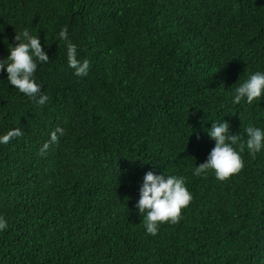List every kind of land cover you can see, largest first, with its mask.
I'll return each instance as SVG.
<instances>
[{
  "label": "trees",
  "instance_id": "16d2710c",
  "mask_svg": "<svg viewBox=\"0 0 264 264\" xmlns=\"http://www.w3.org/2000/svg\"><path fill=\"white\" fill-rule=\"evenodd\" d=\"M24 29L49 56L34 75L48 102L0 71V136L23 132L0 144V264H264V149L245 147L228 180L194 175L214 122L244 141L249 125L264 130V96L232 102L264 72V0H0V60ZM149 171L192 195L155 236L137 207Z\"/></svg>",
  "mask_w": 264,
  "mask_h": 264
},
{
  "label": "clouds",
  "instance_id": "9594fccd",
  "mask_svg": "<svg viewBox=\"0 0 264 264\" xmlns=\"http://www.w3.org/2000/svg\"><path fill=\"white\" fill-rule=\"evenodd\" d=\"M59 38L66 42L67 62L74 69V75L85 77L88 75L90 63L87 59H77V46L68 38L67 27L58 33ZM15 46L9 47L10 55L6 60H0V71H7L9 84L18 89L20 93L29 98L36 99L39 105L48 102L46 94L41 95L42 85L37 83L34 75L38 62L48 63L49 56L44 51L40 38L32 35L27 29L17 32ZM264 96V72L257 71L251 74L243 83L234 89V104H240L246 98L248 104ZM38 97V99H37ZM230 125L224 122H214L208 129L209 136L215 141V147L205 163L194 169V175L206 176L208 171H213L219 181L230 179L238 174L244 167L241 153L248 152L255 158V154L264 149V130L249 125L244 129L247 139L242 140L241 134L229 132ZM65 130L57 127L50 133V139L41 148L43 154L51 145L59 143V136ZM59 134V135H58ZM23 132L20 128L7 131L0 136V144H8L13 138L20 137ZM234 146H238L239 151ZM192 201V195L185 186L183 177L156 175L149 171L145 174L140 189V199L137 207L144 215V224L148 234H158V226L163 223L177 224L182 218L183 209ZM7 227V221L0 216V230Z\"/></svg>",
  "mask_w": 264,
  "mask_h": 264
}]
</instances>
